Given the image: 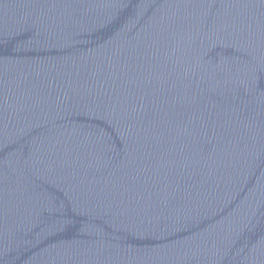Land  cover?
<instances>
[{"label":"water","instance_id":"1","mask_svg":"<svg viewBox=\"0 0 264 264\" xmlns=\"http://www.w3.org/2000/svg\"><path fill=\"white\" fill-rule=\"evenodd\" d=\"M0 264H264V0H0Z\"/></svg>","mask_w":264,"mask_h":264}]
</instances>
